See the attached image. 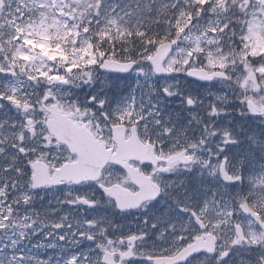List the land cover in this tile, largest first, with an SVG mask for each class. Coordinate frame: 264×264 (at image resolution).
I'll return each mask as SVG.
<instances>
[{
  "label": "snow or ice",
  "instance_id": "1",
  "mask_svg": "<svg viewBox=\"0 0 264 264\" xmlns=\"http://www.w3.org/2000/svg\"><path fill=\"white\" fill-rule=\"evenodd\" d=\"M189 79L222 91L181 123L157 101L197 108ZM253 117L264 0H0V264H51L22 245L56 211L63 264H264Z\"/></svg>",
  "mask_w": 264,
  "mask_h": 264
},
{
  "label": "rangeland",
  "instance_id": "2",
  "mask_svg": "<svg viewBox=\"0 0 264 264\" xmlns=\"http://www.w3.org/2000/svg\"><path fill=\"white\" fill-rule=\"evenodd\" d=\"M186 84H188V83H186ZM179 85V87L184 91V92H193L192 91V89H191V87L189 86V87H187V85ZM210 91L208 88H206V87H203V89H202V91H199V90H197V92L195 93V94H197V95H200V97H201V99L204 101L203 103H202V107H203V109H205L206 108V105H207V103H208V99H211V97H208V98H206V97H204V93H205V91ZM219 91H222V89H221V87L218 85V86H216V87H214L213 88V90H212V92H219ZM180 94H177V95H175V96H179ZM171 98V97H170ZM180 98V97H179ZM179 98L177 97V98H175V100L173 99V98H171L172 99V101L174 100L175 102H181L182 104H181V106H180V110H184L183 111V113L184 112H187L186 114H190L191 112H196L197 113V111H199V106L201 105V104H198L197 105V108L196 107H194V106H192V107H189L188 105H186V103L184 102V100H179ZM172 101H170V100H168V98H166V96H162L161 97V99H160V101H157L158 103H160V106H161V108L163 109H167V107L170 105V103L172 102ZM175 112H179L178 111V108H175V110H174ZM204 113V112H203ZM198 116H200L199 114H198ZM233 118L235 119V121L236 122H240L241 121V117L239 116V113L238 112H235V113H231L227 118H226V120H225V123H226V125L227 126H229V127H233L234 125L231 123V121L233 120ZM191 120V118L190 119H188L187 121H190ZM187 121H185L184 123H186ZM244 122H245V124H246V126L248 127V128H253V127H255V128H257V130H259L260 128H264V124H262L261 122H260V120L258 119V118H255V117H253V118H244ZM241 135L243 136L244 135V133H241ZM37 199V202H39L40 200H39V198H36ZM41 217H43V215H41ZM38 218H40V217H38ZM37 218V219H38ZM59 219L60 218H56V217H54L53 218V220H54V222H59ZM124 224L126 223V221H124L123 222ZM40 225H37V227H39ZM72 231V229L71 228H67V227H64V230H38V233L40 234H42L43 236H49V238H52V242L51 243H47V245L45 246V247H48V248H50L51 249V253H52V256H50L48 259H50L51 258V264H57V261H59L60 262V264H63V258L65 257V256H67L68 255V253H69V251H74V250H78L77 248H76V246L73 244V243H71V241L72 240H74V239H78V237H72L69 233ZM60 235H64L65 237H66V239L64 240V243H61V242H59L58 241V236H60ZM39 236H38V234H33L29 239H27V240H25L24 241V243L23 244H27L28 242H31L32 240H34V242H37L38 241V243L37 244H41V245H43V247L42 248H44V239H42V238H38ZM36 238H38V239H36ZM50 242V241H49ZM34 245H36L35 243L33 244V248H32V250H31V254H29V255H31V256H35V257H37L39 260H43V259H41L40 257H38V256H36V253L40 250L41 251V247H39V248H37V247H34ZM49 245H56L55 247H49ZM36 248L37 249H39V250H36ZM53 249V250H52ZM43 261H47V260H43Z\"/></svg>",
  "mask_w": 264,
  "mask_h": 264
},
{
  "label": "flooded vegetation",
  "instance_id": "3",
  "mask_svg": "<svg viewBox=\"0 0 264 264\" xmlns=\"http://www.w3.org/2000/svg\"><path fill=\"white\" fill-rule=\"evenodd\" d=\"M121 75H124V76H127V74H121ZM188 83V84H186ZM186 83H181V85H187V87H191L193 93H196L197 90H201V87L203 89V87H206L208 88L210 91L213 90L214 87L218 86V84H215V83H211V84H202V83H198L196 81H192L191 79H189ZM125 94L127 93V89L124 90ZM179 98V100H184L183 96L182 95H179V96H172L171 98H173L175 100V98ZM168 100L172 101V99L170 97H167ZM172 101L170 103V105L167 107V109H164L163 108V111L166 113V114H172V115H176V114H179V116L181 117V123H184L185 121H187L188 119L191 118V115L190 114H186L187 112H184L182 110H180V106H181V102H175V101ZM189 107H192V106H189ZM175 108H178V111L179 112H175ZM204 109L202 107V104L199 106V111H197V115L199 114L200 116H203L204 115ZM55 195H58V193L56 194H49V195H44L43 197V200H40L39 202H37V206L39 207V205L42 203L52 209H55L56 208V204L55 203H52V204H48L49 201H54L55 200ZM39 198V197H37ZM41 215H43V217H41ZM38 218V225H40L38 227V230H58L56 227L54 226H44V225H51L53 224L54 220L53 218L56 217V218H60L63 213L61 211H56L54 214H45V213H42ZM139 214L136 213V214H133V215H129V216H126V217H118L117 218V222L118 223H123L124 221H126L125 225H131V226H134V220H135V217L138 216ZM68 228V227H67ZM59 230H64V228H61ZM38 238H42L44 239V248L41 247V251L39 249L36 248V250H39L37 253H36V256L40 257L41 259L43 260H49L48 258L50 256H52V253H51V249L48 248V247H45L47 245V243H51L52 242V238H49V236H43L41 233L39 234L38 233ZM36 238V239H38ZM35 240V239H34ZM34 240H32L31 242H28L26 245L23 244L22 247L23 249L25 250L26 253L28 254H31V250L33 248V244H37V242H34ZM50 241V242H49ZM61 241V240H60ZM53 250V249H52Z\"/></svg>",
  "mask_w": 264,
  "mask_h": 264
},
{
  "label": "water",
  "instance_id": "4",
  "mask_svg": "<svg viewBox=\"0 0 264 264\" xmlns=\"http://www.w3.org/2000/svg\"><path fill=\"white\" fill-rule=\"evenodd\" d=\"M204 83H208V82H204Z\"/></svg>",
  "mask_w": 264,
  "mask_h": 264
}]
</instances>
